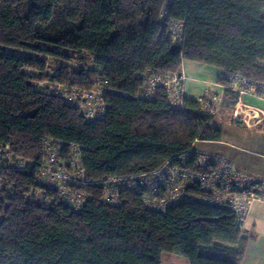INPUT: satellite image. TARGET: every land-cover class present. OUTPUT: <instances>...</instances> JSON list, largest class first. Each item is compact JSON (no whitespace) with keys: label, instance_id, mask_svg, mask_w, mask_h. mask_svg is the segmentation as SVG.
I'll return each mask as SVG.
<instances>
[{"label":"trees","instance_id":"1","mask_svg":"<svg viewBox=\"0 0 264 264\" xmlns=\"http://www.w3.org/2000/svg\"><path fill=\"white\" fill-rule=\"evenodd\" d=\"M184 60L221 68L227 93L234 75L264 86V0H0V147L29 163L0 169V264H160L163 252L240 264L249 235L225 208L152 210L140 188L102 202L105 180L179 165L195 142L219 139L198 99L172 108L162 88L137 97L138 74L181 75ZM72 87L103 89L104 118L87 121L56 92ZM48 139L63 160L79 148L94 182L69 185L86 194L80 210L36 176Z\"/></svg>","mask_w":264,"mask_h":264},{"label":"built area","instance_id":"2","mask_svg":"<svg viewBox=\"0 0 264 264\" xmlns=\"http://www.w3.org/2000/svg\"><path fill=\"white\" fill-rule=\"evenodd\" d=\"M180 31V25H177ZM143 84L137 97L151 99L158 88L166 91L168 103L172 108H179L183 101V77L178 74L160 71H148L138 74ZM230 88L237 92L245 91L261 95L264 86H259L253 80L241 75L230 77ZM68 101L77 105L83 111L87 121L93 122L104 118L106 107L102 99L103 89L89 90L79 87L62 88L58 91ZM202 108L214 114L218 109L219 98L216 95H204L198 98ZM60 143L51 139L45 142V158L36 168V176L49 189H55L62 204L73 210H80L86 200L83 191H72L70 184H94L84 176L80 164L79 148L72 146V157L66 160L60 157ZM179 165L166 162L152 172L113 177L105 180L102 202L108 205H118L120 193L124 189L144 190L143 203L148 209L163 211L167 207L181 201L201 203L229 210L242 223L249 213L250 205L255 199H264V177L251 176L239 171L234 163L217 153L204 151L191 146L177 157ZM190 160L192 162H190ZM192 163V164H191ZM28 161L13 157L8 148L0 147V169L24 170ZM31 168L35 169L32 164ZM199 188L202 194L191 192ZM34 198L43 203L40 190H36Z\"/></svg>","mask_w":264,"mask_h":264},{"label":"crops","instance_id":"3","mask_svg":"<svg viewBox=\"0 0 264 264\" xmlns=\"http://www.w3.org/2000/svg\"><path fill=\"white\" fill-rule=\"evenodd\" d=\"M222 72L216 66L182 62L184 97L198 99L213 94L220 101V117L215 113L211 119L220 130L219 139L199 140L193 147L224 156L243 173L264 177V91L261 95L248 91L227 93L217 82ZM241 228L249 239L240 264H264V199L252 201Z\"/></svg>","mask_w":264,"mask_h":264},{"label":"rangeland","instance_id":"4","mask_svg":"<svg viewBox=\"0 0 264 264\" xmlns=\"http://www.w3.org/2000/svg\"><path fill=\"white\" fill-rule=\"evenodd\" d=\"M50 67H48V72L50 71ZM45 83H41L39 84L38 86L39 87H44ZM219 100H218V109H219ZM218 109L217 111L215 112L216 115L218 117H220V114L218 113ZM214 113V114H215ZM225 124V122H223V125ZM160 264H189L187 259H185L184 257H181V256H178V255H174V254H170V253H167V252H163L161 254V263Z\"/></svg>","mask_w":264,"mask_h":264}]
</instances>
